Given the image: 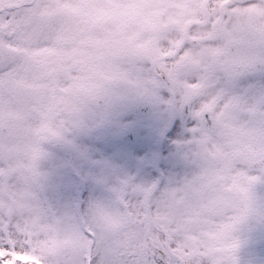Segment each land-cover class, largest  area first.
Listing matches in <instances>:
<instances>
[{
    "label": "snow or ice",
    "instance_id": "6c2138e0",
    "mask_svg": "<svg viewBox=\"0 0 264 264\" xmlns=\"http://www.w3.org/2000/svg\"><path fill=\"white\" fill-rule=\"evenodd\" d=\"M0 264H264V0H0Z\"/></svg>",
    "mask_w": 264,
    "mask_h": 264
},
{
    "label": "rangeland",
    "instance_id": "374dc122",
    "mask_svg": "<svg viewBox=\"0 0 264 264\" xmlns=\"http://www.w3.org/2000/svg\"><path fill=\"white\" fill-rule=\"evenodd\" d=\"M81 144L83 147L92 149V144L87 140H82ZM96 155L99 158L101 148H96ZM68 160V158L59 150H56L53 156V159L49 162L48 167L52 172V188L50 190V196L55 199L59 200L60 197L58 195V183L60 180V173L62 172V165ZM67 202L66 200L64 201Z\"/></svg>",
    "mask_w": 264,
    "mask_h": 264
},
{
    "label": "flooded vegetation",
    "instance_id": "af4514ba",
    "mask_svg": "<svg viewBox=\"0 0 264 264\" xmlns=\"http://www.w3.org/2000/svg\"><path fill=\"white\" fill-rule=\"evenodd\" d=\"M68 159H71V155L67 152L60 150Z\"/></svg>",
    "mask_w": 264,
    "mask_h": 264
}]
</instances>
